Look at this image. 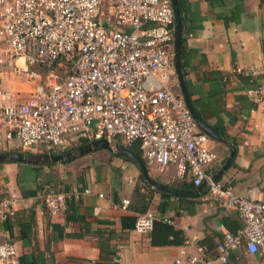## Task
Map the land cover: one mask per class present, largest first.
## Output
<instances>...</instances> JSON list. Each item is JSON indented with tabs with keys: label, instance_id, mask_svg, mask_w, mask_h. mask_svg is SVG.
<instances>
[{
	"label": "built area",
	"instance_id": "built-area-1",
	"mask_svg": "<svg viewBox=\"0 0 264 264\" xmlns=\"http://www.w3.org/2000/svg\"><path fill=\"white\" fill-rule=\"evenodd\" d=\"M173 28L170 0H0V150L10 147L2 141L13 140L22 152L42 154H62L85 140L137 143L146 166L173 167L175 182H206L236 211L242 228L222 233L217 256L209 260L199 247L201 258L189 259L227 264L240 247L264 251V202L210 178L217 156L179 93ZM260 72V84L246 92L253 102L264 100V59ZM5 76L32 82L28 96L19 101L18 92L4 91ZM78 196L47 189L42 202L53 216ZM128 204L122 200L124 209ZM7 205L0 203L1 218ZM157 220L171 224L146 212L133 230L149 235ZM0 264H17L12 243L0 244Z\"/></svg>",
	"mask_w": 264,
	"mask_h": 264
},
{
	"label": "crops",
	"instance_id": "crops-1",
	"mask_svg": "<svg viewBox=\"0 0 264 264\" xmlns=\"http://www.w3.org/2000/svg\"><path fill=\"white\" fill-rule=\"evenodd\" d=\"M185 7L182 61L188 96L199 118L234 150L231 164L216 181L238 196L264 202V100L253 102L246 95L262 81L264 0H186ZM32 84L17 77L2 79L4 91L19 95L27 91L28 96ZM115 141L124 145L119 138ZM2 142L17 145L15 140ZM207 146L217 156L207 169L214 174L230 150L226 143L210 138ZM146 167L159 183L172 186L187 182L173 180V167L163 171ZM49 172L52 181L39 188ZM140 175L136 164L100 148L57 164L2 163L0 203L6 200L8 205L5 216L0 215V244L10 242L15 246L17 264L19 257L29 259L32 255L35 264H174L177 259L190 264L189 259L201 258L199 247H209L206 254L213 260L222 233L231 232L229 228L237 225V231L242 228L236 211L224 206L207 186L196 197L174 198L168 194L163 213L158 210L160 193L155 191L147 212L170 220L176 230L184 232L185 242L181 246L153 247L149 235L121 227L123 217L139 215L134 211L135 187L149 192ZM45 189L75 190L79 196L51 216L42 202ZM124 199L129 201L125 209ZM181 199L192 201L179 204ZM171 200L176 201L174 209H168ZM31 211L36 250L33 241L19 238L21 225L30 221ZM193 264H207V260ZM227 264H264V251L248 254L240 247Z\"/></svg>",
	"mask_w": 264,
	"mask_h": 264
},
{
	"label": "water",
	"instance_id": "water-1",
	"mask_svg": "<svg viewBox=\"0 0 264 264\" xmlns=\"http://www.w3.org/2000/svg\"><path fill=\"white\" fill-rule=\"evenodd\" d=\"M173 16H174V28H173V67L175 78L177 81L178 89L180 91V95L189 110L194 122L198 129L206 134L210 139H213L218 142L226 143L229 146V154L225 160V162L219 167V169L214 174H209L212 180H217L219 176L223 174L225 170L229 167L233 157V147L224 141L218 133L207 126L197 115L195 112L193 105L190 101L188 96L185 83L183 81V76L180 69V36H181V16L177 4V0H170ZM107 149L111 152L116 153L119 156L126 157L130 159L136 166L139 168L140 173L144 181L155 191L159 193H166L171 195L174 198H191L196 197L199 193L206 188V182H203L201 185L195 187L191 190H182L173 186H168L162 183L155 181L148 172L146 164L144 160L133 151H131L128 147L113 141H109L107 139H99L90 141L84 145H81L73 150H69L62 154H38V155H31L30 153L23 156L21 152L13 151V152H2L0 153V164L5 162H16V163H25L30 165H50V164H57L62 163L65 161H70L71 159L75 158L79 155H84L89 152H92L96 149ZM52 181V173L49 172L47 176L40 182L39 188H43L47 186ZM176 206V201L171 200L169 202L168 209H174Z\"/></svg>",
	"mask_w": 264,
	"mask_h": 264
},
{
	"label": "trees",
	"instance_id": "trees-1",
	"mask_svg": "<svg viewBox=\"0 0 264 264\" xmlns=\"http://www.w3.org/2000/svg\"><path fill=\"white\" fill-rule=\"evenodd\" d=\"M185 3H186V0H177V4H178L180 16H181L180 69H181V73H182L183 77L185 75V66H184V62L182 61V57L184 54L185 40L183 37V28L182 27H183V19H184L183 16H184V13L186 11ZM86 143H88V141H82L81 145H84ZM128 148L131 151H133L135 154H137L141 157V152L138 148V144H132V145L128 146ZM72 149H74V148H72ZM72 149H70V150H72ZM0 153H2V150H0ZM22 154H23V156H25L29 153H22ZM114 154L117 155L116 153H114ZM121 157L128 160V161H131L130 159H128L126 157H123V156H121ZM140 182L142 183V185L146 186L149 189V192L145 193L142 190L143 187H141V186L137 185L135 187L134 195L136 198L137 207L134 208V211L136 213H138L139 215L147 212V209H148L150 202H151V199H152V193L155 192V190L152 189L146 183V181H144V179L142 178L141 175H140ZM172 186L178 187L182 190H190L191 188H193V186L190 182H182L179 185H172ZM45 190H47V189H45ZM69 190H65V191H69ZM57 191H59V190H57ZM62 191H64V190H62ZM160 196H161L162 201L158 205V210H159V212L163 213L167 209L170 196L166 193H160ZM190 201H192V200L181 199V200H179V204L182 202L188 203ZM71 202H74L73 198L68 199L66 201V204L71 203ZM180 210H181V207L179 205L174 211L176 216L179 215ZM136 219H137L136 216H125V217H123L121 219V227L123 229H130V230L133 229ZM33 220H34V213L31 211L30 212V221L27 222L26 224L21 225L19 238L21 240H28L29 242L33 241V250L34 249L36 250L35 238H34V236H32L33 235L32 234V229H33L32 227L34 226ZM239 227L240 226L237 225L234 229L229 228V231H231L229 233L235 234V232L239 229ZM149 238H150V244L153 247L181 246L185 242V235H184L183 231L176 230L171 224L163 222L162 220H157L154 222L153 228H152L151 232L149 233ZM206 250L209 251L210 248L206 247ZM32 256H30L31 258H29V259L26 256L19 257L18 264H35L34 258H32Z\"/></svg>",
	"mask_w": 264,
	"mask_h": 264
},
{
	"label": "rangeland",
	"instance_id": "rangeland-1",
	"mask_svg": "<svg viewBox=\"0 0 264 264\" xmlns=\"http://www.w3.org/2000/svg\"><path fill=\"white\" fill-rule=\"evenodd\" d=\"M11 80V79H10ZM12 81V80H11ZM4 83L6 84V81H4ZM25 86H27V91H28V84L26 85L25 84ZM27 91L25 92V93H22L21 95H19L18 96V98H19V100L21 99V100H23L24 98H26V96H27ZM114 142H116V141H114ZM13 151H18V152H22L20 149H18L17 148V146H10V147H7L6 149H4V150H2V152H13ZM22 153H30V152H22ZM31 155H38V154H36V153H30ZM23 168V167H22ZM25 170V169H24ZM24 170L22 169V174H24Z\"/></svg>",
	"mask_w": 264,
	"mask_h": 264
}]
</instances>
